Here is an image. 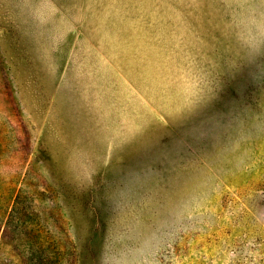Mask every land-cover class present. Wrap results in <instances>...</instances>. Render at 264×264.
Returning a JSON list of instances; mask_svg holds the SVG:
<instances>
[{"label":"rangeland","instance_id":"obj_1","mask_svg":"<svg viewBox=\"0 0 264 264\" xmlns=\"http://www.w3.org/2000/svg\"><path fill=\"white\" fill-rule=\"evenodd\" d=\"M0 264H264V0H0Z\"/></svg>","mask_w":264,"mask_h":264}]
</instances>
